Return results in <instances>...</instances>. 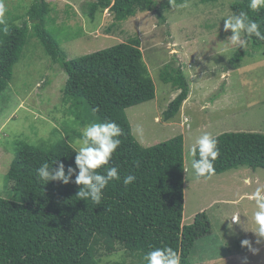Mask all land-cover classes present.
<instances>
[{
	"label": "trees",
	"instance_id": "obj_1",
	"mask_svg": "<svg viewBox=\"0 0 264 264\" xmlns=\"http://www.w3.org/2000/svg\"><path fill=\"white\" fill-rule=\"evenodd\" d=\"M190 0H174V5ZM210 3L217 0H194ZM250 0H235L233 12L247 11L264 31V8L249 9ZM170 3L162 8L170 9ZM109 9L116 21L127 20L138 11H155L160 24H168L157 0H92L88 15ZM51 4L34 0L27 10L29 19L17 23L13 16L0 24V95L10 85L15 65L25 47L36 37L45 52L67 74L64 100L71 101L75 118L56 140L36 145L19 140L11 151L14 158L5 176L6 196L0 195V264H101V256H131L136 264H146L143 256L154 247L170 246L191 264L196 240L212 231L206 212L184 223L185 155L184 135L178 134L154 145L144 146L135 137L126 110L156 98V85L134 38L116 45L67 58L61 41L48 28ZM6 29V30H5ZM248 43L264 52V41L255 37ZM245 48H238L229 64L244 59ZM161 79L180 93L163 112L174 117L189 95V82L181 67L165 65ZM116 122L123 130L120 146L108 166L119 170L121 180L110 181L99 205L80 200L81 186L59 181L42 182L36 170L48 163L75 167L74 144L84 128L93 122ZM220 156L214 162L215 174L240 166L264 168V133L223 132L216 136ZM198 158V156L196 157ZM58 160V163L54 164ZM78 171V170H77ZM97 171L103 173L104 168ZM136 180L125 186L123 177ZM205 178V177H201ZM124 248L126 252H121ZM101 250H104L101 252Z\"/></svg>",
	"mask_w": 264,
	"mask_h": 264
},
{
	"label": "rangeland",
	"instance_id": "obj_2",
	"mask_svg": "<svg viewBox=\"0 0 264 264\" xmlns=\"http://www.w3.org/2000/svg\"><path fill=\"white\" fill-rule=\"evenodd\" d=\"M33 1L4 0L5 18L13 16L17 23L29 19L27 10ZM47 1L51 4L50 15L55 18H48V28L61 41L60 47L69 59L138 39L156 85V98L126 110L133 133L144 146L184 135V223L191 224L197 214L206 212L212 227L209 234L196 240L191 263L264 264V241L257 244L251 231L231 226L227 220L223 223L233 211H239L241 220L249 219L244 227L253 226L251 216L256 207L251 194L257 187H264V168L240 166L198 178L189 155L195 139L205 132L215 137L223 132L264 133V52L248 43L238 65L228 62L238 48L227 42L231 31H224L223 19L233 14L231 5L235 0L205 4L190 0L177 6L172 4L168 10L162 4L170 0H157V7L167 18L168 24L164 25L159 23L155 11H138L119 22L109 9L98 11L92 19L88 15V3L92 0ZM19 61L10 85L0 95L2 196L7 195L4 178L18 141L41 146L56 140L61 133L54 135V128L64 132L69 126L65 121L75 118L72 102L64 100L67 74L36 37L30 39ZM167 64L184 70L190 90L178 113L168 120L163 112L180 90L161 79ZM137 125L143 128L142 137L135 134ZM245 178L251 183L244 184ZM244 239L250 240L257 251L242 247ZM120 251L126 252L124 248ZM101 259V264H136L131 256L122 258L116 253Z\"/></svg>",
	"mask_w": 264,
	"mask_h": 264
},
{
	"label": "clouds",
	"instance_id": "obj_3",
	"mask_svg": "<svg viewBox=\"0 0 264 264\" xmlns=\"http://www.w3.org/2000/svg\"><path fill=\"white\" fill-rule=\"evenodd\" d=\"M170 3L172 5L173 0H170ZM248 7L252 11H259L264 8V0H250ZM6 12L5 2L0 0V24L5 22ZM223 21L224 31H231L227 42L237 48H245L251 37H255L258 41H264V31H261V25L251 19L247 11L233 12L231 16L223 19ZM135 134L139 137L143 136V128L140 125H137ZM122 135V128L114 121L88 124L82 129V136L75 141V167L69 165L66 172L64 163H58V160L54 163H58V167L44 163L36 170L38 179L45 183L59 181L66 185L73 182L72 177L75 176L74 183L81 186L76 193V197L83 201L90 199L96 205L101 204L103 190L109 182L121 180L118 168L108 165L113 154L120 146L121 140L119 137ZM189 155L193 157L191 168L196 177L215 175L214 162L220 156L218 139L209 132L203 133L195 139ZM197 156L198 158H196ZM102 167L104 168L103 173L97 171ZM184 171L187 172V169H184ZM135 180L134 175H125L123 184L128 186ZM243 183L250 184L251 181L245 178ZM251 198L255 201L256 207L251 216L253 225L251 228L244 227L249 223V219L246 217V221L241 220L239 211H233L229 218L223 220V223L227 220L231 226L239 225L245 231H251L256 237V243L259 244L264 241V187H257L251 194ZM241 245L253 252L257 251L252 248V244L248 239L242 240ZM143 260L146 264H181L179 253L170 246L151 248L143 256Z\"/></svg>",
	"mask_w": 264,
	"mask_h": 264
},
{
	"label": "crops",
	"instance_id": "obj_4",
	"mask_svg": "<svg viewBox=\"0 0 264 264\" xmlns=\"http://www.w3.org/2000/svg\"><path fill=\"white\" fill-rule=\"evenodd\" d=\"M230 93H231V92H230ZM230 93H229V94H230ZM231 94H232V93H231ZM217 102H218V101H217ZM217 102H216V103H217ZM205 178H206V177H205ZM248 254H250V252H248V253H245V255H243V257H245V256L247 257V256H248ZM134 261H135V260H134Z\"/></svg>",
	"mask_w": 264,
	"mask_h": 264
}]
</instances>
